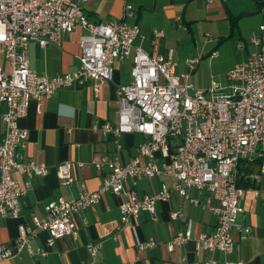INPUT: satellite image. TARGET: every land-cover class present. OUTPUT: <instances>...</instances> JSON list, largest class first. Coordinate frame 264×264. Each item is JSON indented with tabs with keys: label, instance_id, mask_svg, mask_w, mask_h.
<instances>
[{
	"label": "built area",
	"instance_id": "built-area-1",
	"mask_svg": "<svg viewBox=\"0 0 264 264\" xmlns=\"http://www.w3.org/2000/svg\"><path fill=\"white\" fill-rule=\"evenodd\" d=\"M125 4L127 17L133 14L134 4L127 0ZM126 17L92 21L81 0H0V52L10 64L9 70L0 65V104L7 105L6 128L0 142L2 214L19 216L21 198L33 186L35 175L51 171L50 165L30 159L25 153L29 130L20 119L27 115L32 98L41 102L59 88L82 86L90 80H94L98 91L103 82L113 78L116 61L133 57L132 80L117 87V121L102 125L103 132L115 141L116 151L91 162L103 170L102 184L90 189L82 181L76 196L50 199L45 214L18 224L12 244H0V261L17 257L24 248L37 256L46 255L45 246H33L34 238L43 230L48 232V246L64 235L77 237L80 233L77 214L96 203L106 190L126 195L121 205V224H129L135 230L138 248L157 244L153 237L140 239L132 218L143 209L155 214L156 199H168L171 189L163 183L159 192L139 195L137 190L126 187L129 178L136 182L142 175L148 178L170 175L181 195L195 203L200 201L190 196L192 186L211 191L220 200L219 205L209 206L218 214L216 228L210 232L195 234L193 221L184 209L172 211V218L184 220L185 227L168 241L169 250L193 239L197 253L206 250L210 254L203 264H217V250L235 249L238 240L232 228L241 227L238 216L245 210L241 197L246 186L239 183L240 163L256 164L248 172L251 186L259 185L264 176V21L250 36L255 49L228 71L229 85L224 87L214 81L209 88H202L194 87L189 81L198 59H189L190 70L180 73L172 50L167 54L153 53L136 44L141 32L139 23L129 22ZM78 29L83 33L79 39L81 64L76 70L49 76L30 65V40L41 45L60 43L65 34ZM163 30H154V43ZM140 131L146 137L140 141L139 151L123 160L121 137L127 132ZM73 164L70 158L57 164L61 183L75 181ZM15 170L20 177L14 175ZM251 227L245 226L241 238L250 233ZM86 245L91 260L82 264H96L101 241L91 240ZM226 262L247 264L242 258Z\"/></svg>",
	"mask_w": 264,
	"mask_h": 264
},
{
	"label": "crops",
	"instance_id": "crops-1",
	"mask_svg": "<svg viewBox=\"0 0 264 264\" xmlns=\"http://www.w3.org/2000/svg\"><path fill=\"white\" fill-rule=\"evenodd\" d=\"M127 1L134 4L133 14L127 17L124 15L125 0H81V3L92 21L105 22L126 17L129 22L139 23L141 32L135 42L153 53L167 54L172 50L175 56L177 46L189 39L200 48L199 53L186 59V66L191 58L216 55L217 45L230 35L237 36L238 44L244 41L247 47H253L251 33L264 21V0ZM156 28L164 30L158 42L154 43ZM82 33L83 30L78 29L65 34L60 43L41 45L37 40H30V65L49 76L76 70L81 64L79 39ZM254 49H248V54ZM132 58L129 56L116 61L113 78L103 82L98 91L94 88V80H90L82 86L59 88L41 102L32 98L27 115L20 119L22 126L29 130L25 153L30 159L50 165L51 171L46 175H35L33 186L21 198L19 216L0 213V244H12L18 234V224L23 220L31 222L34 215L45 214V206L50 199L62 195L76 196L82 181L90 189H97L102 184L103 170L97 169L91 162L116 151L115 141L103 132L102 125L117 121L116 91L118 85L133 78ZM0 65L10 69L1 52ZM6 110L7 105L1 103L0 142L6 128ZM145 137L141 131L127 132L121 137L123 147L120 155L123 160H128L139 151L140 141ZM66 158L74 163L75 181L72 184L61 183L56 172L57 164ZM79 161L86 164L80 165ZM158 161L162 162V159L158 158ZM14 175L20 177L16 170ZM163 183L171 189V195L168 199H156L155 214L143 209L132 218L141 240L151 237L157 240L153 246L138 248L135 230L129 224H121V205L126 195L106 190L96 203L77 214L80 232L77 237L64 235L48 246V232L43 230L34 238L33 246H45L48 249L46 255L37 256L24 248L17 257L0 261V264H82L91 260L86 245L91 240L102 243L96 264H203L210 254L206 250L197 253L193 239L184 246L169 250L168 241L185 227V221L172 218L171 212L184 209L193 221L195 234L210 232L216 228L218 214L209 206L219 205L220 200L211 191L192 186L190 196L200 201L195 203L181 195L174 178L164 174L154 178L142 175L136 182L129 178L126 187L137 190L139 195L154 194L162 190ZM241 200L245 208L238 216L241 227L232 228L238 241L232 252H215L217 264H227V260L238 258L244 259L247 264H264V176L259 185H249L244 189ZM246 225L252 226L251 231L241 238Z\"/></svg>",
	"mask_w": 264,
	"mask_h": 264
},
{
	"label": "rangeland",
	"instance_id": "rangeland-1",
	"mask_svg": "<svg viewBox=\"0 0 264 264\" xmlns=\"http://www.w3.org/2000/svg\"><path fill=\"white\" fill-rule=\"evenodd\" d=\"M238 41L237 36L230 35L225 41L217 45L216 50L218 52L216 55L199 57L200 59L196 62L197 69L191 70L189 78V81L194 83V87L209 88L214 81L221 83L224 87L229 85L228 71L235 63L243 61L248 57V49L255 48V46L249 48L245 43L239 45ZM199 48L200 46L190 42L189 39H187V42H183L177 46L175 59L179 63L178 71L180 73L190 70L186 66V59L199 53ZM182 79L184 80V77Z\"/></svg>",
	"mask_w": 264,
	"mask_h": 264
},
{
	"label": "trees",
	"instance_id": "trees-1",
	"mask_svg": "<svg viewBox=\"0 0 264 264\" xmlns=\"http://www.w3.org/2000/svg\"><path fill=\"white\" fill-rule=\"evenodd\" d=\"M256 164H253V162H241L239 166V183L243 186L249 187V185H253V182L250 180L249 177V171L251 172L253 169H255Z\"/></svg>",
	"mask_w": 264,
	"mask_h": 264
}]
</instances>
